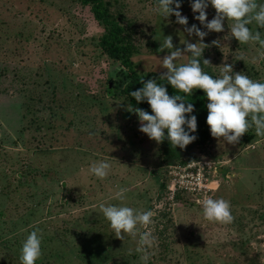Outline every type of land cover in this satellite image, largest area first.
<instances>
[{
  "label": "rangeland",
  "instance_id": "obj_1",
  "mask_svg": "<svg viewBox=\"0 0 264 264\" xmlns=\"http://www.w3.org/2000/svg\"><path fill=\"white\" fill-rule=\"evenodd\" d=\"M103 1L124 26L141 74L166 71L168 50L158 51L166 36L181 49L199 40L174 15L163 18L158 0ZM179 2L187 27L207 31L192 0ZM206 12L209 21L216 15L211 5ZM247 26L264 39V28ZM106 32L80 0H0V264H22V243L32 231L42 241L36 264H264V137L253 126L228 144L209 128V140L190 152L151 140L122 92L120 62L100 46ZM203 43L211 64L201 66L213 78L227 63L264 83V59L253 63L264 49L240 44L227 21ZM204 159L219 164V186L209 198L230 203L231 223L207 221L202 204L189 198L166 201L171 167ZM99 161L111 165L105 179L89 172ZM121 188L123 202L113 198ZM101 203L153 211V223L139 228L150 232L151 246L137 251L139 235L116 238Z\"/></svg>",
  "mask_w": 264,
  "mask_h": 264
},
{
  "label": "clouds",
  "instance_id": "obj_2",
  "mask_svg": "<svg viewBox=\"0 0 264 264\" xmlns=\"http://www.w3.org/2000/svg\"><path fill=\"white\" fill-rule=\"evenodd\" d=\"M209 5L216 12L211 21L208 20L206 12ZM180 8L179 0H158V11L163 18L174 15L176 23L185 26L184 30L188 35H195L199 40L197 43L186 41L183 43L186 46L181 49L174 46L171 35L164 38L158 49L160 52L168 50V54L162 58V68L166 71L161 73V79L185 94H192L193 90L197 89L203 90L208 101L206 122L212 137L218 141L238 144L253 126L256 135L264 137V83L254 81L241 72H234L231 64L221 65L219 78H213L204 72L201 66L211 64L208 59L203 58L205 48L201 45L208 46L203 43L204 38L210 32H223L225 21L231 36L240 44L255 42L264 49V39L261 38L260 32L254 33L247 26L255 22L264 28V4H258L257 0H192V11L198 13L195 19L207 31H202L195 24L187 27L188 19L181 14ZM213 44L219 46V40L213 41ZM185 55H189L191 59L187 63L178 64L177 61ZM257 59H264V51L259 52L258 58H253V63H256ZM239 60L244 61L245 57L241 56ZM141 83L143 87L132 91L130 95L137 102L147 101L152 114L141 108L130 110L138 116L139 130L158 144L167 139L172 147L186 149L197 139L191 135L197 131V117L186 115L194 112V105L186 104V100L180 95L170 96L167 87L157 84L154 79L146 82L141 80ZM110 169V163L99 161L91 164L89 172L98 179H105ZM126 191L127 189L121 188L113 198L123 202ZM201 204L203 216L209 222L228 224L234 220L231 205L223 198H206ZM99 208L110 222L116 238L124 241L125 236L136 238L139 235L137 251H144L151 246L154 238L150 232H139V228L146 229L153 223V211H137L122 203L107 206L101 203ZM41 242L38 231H32L27 236L21 248L22 264H36L42 255ZM141 259L146 262L148 256L145 254Z\"/></svg>",
  "mask_w": 264,
  "mask_h": 264
},
{
  "label": "trees",
  "instance_id": "obj_3",
  "mask_svg": "<svg viewBox=\"0 0 264 264\" xmlns=\"http://www.w3.org/2000/svg\"><path fill=\"white\" fill-rule=\"evenodd\" d=\"M85 6H90L95 16V19L104 24L107 29L105 35L100 39V46L102 50L113 60L119 61L123 72L126 74L127 83L123 88L122 92L127 96L130 107L134 110L135 108H141L150 114L152 110L147 101L137 102L134 97H131L130 93L143 87L141 80L148 81L154 79L157 84L165 85L170 96L180 95L186 101L185 103H192L194 105V112L190 115H195L197 119L204 123L206 126H200L197 128L195 133H191L197 137V139L186 147L187 151H192L197 146L206 143L210 138V132L207 124V98L203 90H193L192 94H185L175 90L167 81L161 79L158 74L148 73L141 74L137 71L136 64L133 61V52L131 48L124 42L125 28L120 23L115 21L108 10L106 3L103 0H80ZM187 130V126L185 125ZM167 133V130H165Z\"/></svg>",
  "mask_w": 264,
  "mask_h": 264
},
{
  "label": "built area",
  "instance_id": "obj_4",
  "mask_svg": "<svg viewBox=\"0 0 264 264\" xmlns=\"http://www.w3.org/2000/svg\"><path fill=\"white\" fill-rule=\"evenodd\" d=\"M219 164L204 159L200 161L188 160L171 167L172 184L168 187L167 203L174 205L179 198H189L195 203L213 195L219 186ZM217 185L215 188L214 185ZM164 204L158 207L163 208Z\"/></svg>",
  "mask_w": 264,
  "mask_h": 264
}]
</instances>
